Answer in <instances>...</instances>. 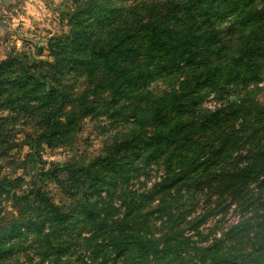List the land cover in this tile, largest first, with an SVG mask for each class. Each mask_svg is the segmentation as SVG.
<instances>
[{
  "label": "trees",
  "instance_id": "1",
  "mask_svg": "<svg viewBox=\"0 0 264 264\" xmlns=\"http://www.w3.org/2000/svg\"><path fill=\"white\" fill-rule=\"evenodd\" d=\"M121 1L126 0L78 4L67 16L69 32L48 44L51 61L29 63L31 56L23 52L21 59L10 54L0 62V111L11 109L33 121L39 129L33 143L58 144L76 119L95 113L110 124L118 120L129 124L88 164L63 166L59 171L65 179L59 178V171L51 172L68 206L55 204L38 187L12 194L10 207L16 217L0 215V263L11 257L27 234L49 238L43 234L45 227L66 230L81 220L100 225L122 264H167V252L141 244L148 224H138L137 215L145 206L137 205L136 212L108 225L100 214V202H94L95 196L102 198L103 186H110L113 178L124 179L136 162L164 165L161 181L143 193L148 200L157 199L158 207L167 197L187 202L209 187L240 198L251 182L264 178V144L259 134L264 132V108L244 114L245 120L238 125L239 106L196 112L201 101L197 95L204 90L214 85L225 91V84H248L260 76L264 0ZM42 53L37 51L39 56ZM153 63L164 70L144 84L146 68ZM81 77L87 83L94 81L89 86L95 92L90 100L84 92H76ZM171 77L180 81L178 87L170 86L157 97L146 91L153 80ZM68 106L77 110L67 114ZM234 148L243 150L235 159L231 156ZM230 158L231 163L225 165ZM161 186L167 187L159 190ZM262 219L264 214L244 216L228 231L230 241L245 246L250 239H259L252 238L250 231L259 229ZM201 250L197 255L201 264H264L254 262V257L249 260L248 252L241 260L213 254L210 248ZM61 254L59 250L57 261Z\"/></svg>",
  "mask_w": 264,
  "mask_h": 264
},
{
  "label": "rangeland",
  "instance_id": "2",
  "mask_svg": "<svg viewBox=\"0 0 264 264\" xmlns=\"http://www.w3.org/2000/svg\"><path fill=\"white\" fill-rule=\"evenodd\" d=\"M84 1L0 0V62L10 54L21 59L23 52L31 56L29 63L51 61L47 52L49 42L69 32L67 16ZM37 51H43L42 55L39 56ZM101 77L107 78L105 74ZM87 80L85 77L77 80L76 92H84L90 100L95 93L91 91L94 81L87 83ZM179 83V80L172 77L156 79L147 86L146 91L157 97L170 86L178 87ZM227 90L221 91L213 85L198 94L197 98L199 96L201 101L196 108L197 114L229 108L232 105L239 106L242 111L238 113L239 118L235 121V125H238L245 120L244 114L253 115L256 110L264 108V66L256 81L248 84L235 82ZM102 96L104 98L107 95ZM75 110L76 107L68 106L65 113ZM128 126L127 121L123 120L110 124L101 113H95L76 119L73 128L58 144H35L33 142L37 139L39 129L33 121L11 109L1 110L0 215L7 214L8 217L15 218L16 211L10 207L12 194L25 193L32 187L42 188L55 204L68 206L69 200L62 195L58 184L53 182L51 172L59 171L67 164H88L113 141L111 138L123 133ZM259 134L260 143L264 144V132ZM242 151L234 148L232 158L235 159ZM232 158L226 159L225 165L228 166ZM163 170L164 165L161 162L157 166H143L136 162L124 179L113 178L110 186H103L100 195L102 198L99 200L95 196L94 202H100V214L108 219V225H112L113 221L128 212H136V206L142 205L146 208L143 207L138 213L137 222L144 226L148 224L150 228H145L143 233L146 234L142 235L144 244H141L146 247L157 246L167 252L164 259L167 264H201L197 255L204 248L212 249L213 254L218 253L219 256L225 253L224 257L227 259L243 260L246 257L245 252H248L249 260L254 257V262H264V219L259 222V229L250 231L252 238L258 236L259 239H250L245 246L235 244L228 236V231L244 216L264 214L263 177L257 182H251L240 198H235L217 187H209L204 192H196L187 202L178 196L173 199L167 197L165 203L160 202L158 207L157 199L148 200L143 193L161 181ZM57 174L61 180L65 179L63 171ZM222 192L224 195L219 198ZM244 202L248 205H243ZM166 218L170 220L168 225L164 223ZM77 222L80 224L72 223L66 230L64 227H45L43 234L49 235V238L37 236L35 233L27 234L19 240L21 246H17L11 257L0 264H122L123 260L112 253L109 242L105 241L99 224L87 225L81 220ZM170 227L171 235L165 239L164 236L169 235ZM241 248L246 250L240 252ZM59 250L62 254L57 261Z\"/></svg>",
  "mask_w": 264,
  "mask_h": 264
},
{
  "label": "clouds",
  "instance_id": "3",
  "mask_svg": "<svg viewBox=\"0 0 264 264\" xmlns=\"http://www.w3.org/2000/svg\"><path fill=\"white\" fill-rule=\"evenodd\" d=\"M163 70L164 69L161 65L153 63L150 67L146 68V78L144 79L143 83L147 84L148 80L158 77L159 75L162 74ZM231 86H232L231 84H225L223 87L224 90H227ZM163 187H167V186H161V189L159 190H163ZM21 227H23V225H21Z\"/></svg>",
  "mask_w": 264,
  "mask_h": 264
}]
</instances>
